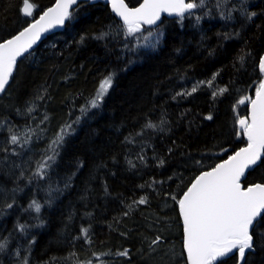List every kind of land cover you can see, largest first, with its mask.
I'll use <instances>...</instances> for the list:
<instances>
[{"label": "trees", "instance_id": "trees-1", "mask_svg": "<svg viewBox=\"0 0 264 264\" xmlns=\"http://www.w3.org/2000/svg\"><path fill=\"white\" fill-rule=\"evenodd\" d=\"M126 1L130 6L141 2ZM31 2L37 7L29 18L19 11L21 0H0V38L26 27L56 0ZM207 3L211 8L215 0ZM247 3L250 11L259 14L252 22L238 12L232 21H222L214 8L212 16H205L198 25L194 16L182 22L165 16L158 24L164 35L155 50L129 51L134 41L125 40L122 28L117 27L122 21L108 4L94 2L77 9L74 20L18 61L6 92L0 94V149L9 148L7 154L0 151V158L28 157L16 168L8 169V159L0 164V185L21 189L11 209L3 205L12 202V196L0 199V238L9 241L8 249L0 253V264H21L17 250L30 264H83L89 259L93 264H153L146 258H166L167 254V264H185L182 220L170 195L179 198L201 171L246 146L247 138L237 136V121L249 116L250 104L238 101L254 99L264 79L258 67L264 55V0ZM208 8L197 10L196 15ZM156 29L157 25H142V36ZM101 32L109 35L96 39ZM224 33H231V38L225 39ZM81 36L83 43H79ZM241 55H245L243 67L238 60ZM109 73H115L114 82L102 106L74 125L76 131L67 138L49 178L29 183L54 134L65 122L81 116L80 108ZM214 73H219L215 87L229 89L223 96L214 100V88L207 85L191 96H176ZM38 93L45 99L35 101L36 111L29 116L26 107ZM209 114L213 118L205 119ZM45 115L48 120L41 123ZM147 121L158 127L136 136ZM10 127L21 140L29 128L34 129L31 143L24 147L7 144ZM12 149L19 155H12ZM139 155L144 156L143 162ZM160 160L165 161L162 166ZM80 162L83 167L77 170ZM21 171L24 178L17 180ZM68 178L70 187L64 189ZM253 182H264V166L249 170L243 183ZM49 185L64 189L53 193L50 205L46 203ZM141 196L148 203L134 204ZM32 199L43 205L39 215L44 224L21 234L15 230L18 222L37 223L36 213L26 210ZM82 227L89 228L91 244L81 237ZM158 234L165 243L151 251L148 242ZM33 238L35 243L29 245ZM125 248L130 257L116 255ZM93 253L109 255L98 260ZM227 264H235V259H227ZM249 264H264V250L250 255Z\"/></svg>", "mask_w": 264, "mask_h": 264}, {"label": "snow or ice", "instance_id": "snow-or-ice-1", "mask_svg": "<svg viewBox=\"0 0 264 264\" xmlns=\"http://www.w3.org/2000/svg\"><path fill=\"white\" fill-rule=\"evenodd\" d=\"M112 6V10L122 21L118 28H122L125 40L131 38L134 46L129 51H136L139 48H149L155 50L160 44L163 37V31L159 29L157 22L161 21V14L167 13L169 16H175L180 22L185 18L194 16L198 25L205 16H212V9L216 10V16L222 21H232L234 13H239L246 21L252 22L259 14L256 11H250L247 0H238V3H232V0H215L211 8H208L207 0H143L138 7H129L125 0H108ZM94 0H56L55 6L49 8L39 17L33 19L26 27L17 30L15 33L9 34L6 38H0V94L6 92V88L10 84V79L14 76L17 68L18 58L24 57L25 54L31 55L33 46L41 39L42 33L47 32L56 26H64L66 21H72L76 18V10L86 5L93 4ZM75 6V7H73ZM37 6L31 0H21L20 13L25 17H33L34 9ZM203 15H196L197 10H203ZM142 25H157L156 31H149L147 37L142 36ZM111 31V26H109ZM141 34V35H137ZM109 35V32H101L96 39H103ZM224 38H231V33H224ZM239 35V33H235ZM149 37L153 40L150 42ZM85 37L81 36L79 43L84 42ZM143 40V43H141ZM128 48V44H125ZM179 51V49L177 50ZM246 55H250L247 53ZM241 67L245 63V55L238 57ZM259 70L264 74V55L259 57ZM219 73H214L211 79L207 81H198L190 90L177 92L176 96L186 97L196 93L201 86L207 85L214 88L212 91L213 99L223 96L229 91L227 87L216 88L214 81ZM115 73H109L99 83L95 95L89 99L85 106L80 108L81 116H77L71 122H65L59 130L54 134L50 143L47 145L44 153L39 161L36 162V168L32 175L28 177L29 183L33 179L45 180L49 178V172L56 163L61 150L67 142V138L76 131L74 125H79L82 116L87 115L92 109H99L102 106L105 96L113 86ZM46 91V90H45ZM176 97L174 96L173 99ZM45 96L37 94L33 101H30L26 107V113L31 114L36 111L35 101L44 100ZM250 104V119L248 117L240 118L237 123L240 126L241 134L247 138L245 147L240 148L233 154L228 155L227 159H223L210 170L201 171L183 192L182 196L177 198L170 195L179 207V213L183 226V252L185 264H227V259L234 258L235 264H249V256L256 253L257 249L264 250V182L242 183L241 178L245 177L246 170L255 169L264 166V79L259 83L256 89L255 98L245 97L238 101L243 104L245 101ZM213 117L209 114L205 119L211 120ZM48 120L45 115L41 121ZM165 121H161V124ZM158 125L152 121H147L140 132L135 133L136 136L143 134L144 129H156ZM10 136L6 141L10 145H19L24 147L29 145L35 130L29 128L21 135L13 132L9 128ZM129 140V137H125ZM0 151L5 154L9 153V148L4 147ZM171 151V149H169ZM12 155H19L15 149L11 150ZM141 162L144 156L137 157ZM7 160V155L4 158ZM131 167H136L131 160H128ZM164 160H160L162 166ZM197 164L200 161H196ZM13 168L19 165H12ZM83 167L80 162L77 170ZM75 175V173H73ZM24 173L20 172L16 179H23ZM171 179V177L169 178ZM71 178L64 183V189L70 187ZM153 183H163L162 181H153ZM151 186V185H149ZM143 187V185L141 186ZM64 189L49 185V199L46 201L49 205L54 199L53 193H61ZM18 187L13 188L12 202L5 201L3 207L7 209L13 208L15 204V193L20 191ZM108 189L105 186V192ZM134 204H147L146 196H141ZM43 205L36 199H32L28 204V211L36 213L34 219L37 221L34 225L25 223H17L15 230L24 234L31 227H42L44 221L40 218ZM129 208L132 205H128ZM128 215V213H124ZM81 237L86 243L91 244L89 228H81ZM80 238V237H78ZM35 243V238L29 241V245ZM165 243L162 235L148 242L149 249L156 251L157 247ZM9 241L7 238H0V253L8 249ZM75 255V254H73ZM109 255V253H101L97 255L93 253L98 260L100 256ZM118 256L130 257V250L125 248L123 251L116 253ZM15 256L21 260V264H30L27 257H21L19 250L15 252ZM83 264H93L91 259L84 261ZM103 264V262H101Z\"/></svg>", "mask_w": 264, "mask_h": 264}, {"label": "water", "instance_id": "water-1", "mask_svg": "<svg viewBox=\"0 0 264 264\" xmlns=\"http://www.w3.org/2000/svg\"><path fill=\"white\" fill-rule=\"evenodd\" d=\"M94 2H102V3H106V4H108V5L110 6V8H111V10H112V6H111V4L108 2V0H94ZM142 2H143V0H141L140 3H142ZM55 3H56V2H55ZM55 3H54L52 6H50L49 8L54 7V6H55ZM125 3H126L129 7H138V6H139V4H138L137 6H130L126 0H125ZM73 7H75V6H73ZM49 8H47L45 11H47ZM34 11H35V9H34ZM45 11H44V12H45ZM44 12H42V13L40 14V16L43 15ZM112 12H113V13L115 14V16L120 20V18L116 15V13H115L113 10H112ZM40 16H39V17H40ZM165 16H166V17H175V16H169L167 13H162V14H161V21H162L163 17H165ZM39 17H38L37 19H39ZM67 22H68V21H66V23H65L64 26H56V27H53L52 29L48 30L47 32L42 33L41 39L37 42L36 45L33 46V49L30 50V51L32 52L34 49H36V48L38 47V45H39L42 41H44L48 36H50V35H52V34H54V33H57L58 31H60L61 29H63V28L66 26ZM159 23H160V21L157 22V25H158ZM148 26H149V25H148ZM152 26H156V25H152ZM25 55H27V54H25ZM25 55H24V56H25ZM20 59H21V58H18V61H19ZM14 72H15V71H14ZM10 80H11V79H10ZM248 118L250 119V108H249V116H248ZM248 172H249V170H246V172H245V177H242V178H241L242 183H243V181L246 179Z\"/></svg>", "mask_w": 264, "mask_h": 264}, {"label": "rangeland", "instance_id": "rangeland-1", "mask_svg": "<svg viewBox=\"0 0 264 264\" xmlns=\"http://www.w3.org/2000/svg\"><path fill=\"white\" fill-rule=\"evenodd\" d=\"M27 155H24L23 157H20V159L18 161H15V160H10L8 159V164H6L9 168H13L12 165L15 164V165H21V164H25L26 160H27ZM5 157H2L0 158V164L2 165L3 163H5ZM17 163V164H16ZM10 196H13V193L11 192V190H8L6 188H4L3 186L0 185V199H4V198H7V197H10ZM147 260L151 261L153 264H160L159 262H163V263H166L165 260H168V254L165 257H160V258H152V257H149V258H146ZM167 264V263H166Z\"/></svg>", "mask_w": 264, "mask_h": 264}, {"label": "bare ground", "instance_id": "bare-ground-1", "mask_svg": "<svg viewBox=\"0 0 264 264\" xmlns=\"http://www.w3.org/2000/svg\"><path fill=\"white\" fill-rule=\"evenodd\" d=\"M19 118V117H18ZM29 188V187H28ZM6 209V208H5ZM13 240V239H12Z\"/></svg>", "mask_w": 264, "mask_h": 264}]
</instances>
